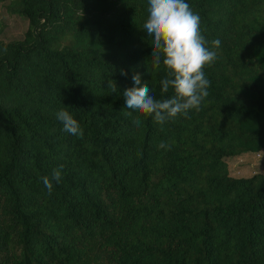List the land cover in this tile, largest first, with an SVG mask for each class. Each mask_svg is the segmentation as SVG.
Wrapping results in <instances>:
<instances>
[{
  "label": "trees",
  "instance_id": "trees-1",
  "mask_svg": "<svg viewBox=\"0 0 264 264\" xmlns=\"http://www.w3.org/2000/svg\"><path fill=\"white\" fill-rule=\"evenodd\" d=\"M0 1L28 21L0 40V264H264V161L229 165L264 151V0H186L221 45L200 109L163 125L122 111L136 73L173 95L148 0Z\"/></svg>",
  "mask_w": 264,
  "mask_h": 264
},
{
  "label": "clouds",
  "instance_id": "clouds-1",
  "mask_svg": "<svg viewBox=\"0 0 264 264\" xmlns=\"http://www.w3.org/2000/svg\"><path fill=\"white\" fill-rule=\"evenodd\" d=\"M147 11L142 30L151 38L154 65L159 67L162 60L167 71V76L161 80V91L168 93L171 89L173 95L170 98H155L147 84L142 83L141 74L136 73L132 76L135 86L123 91L125 107L122 111L125 116H132L135 112L152 117L156 123L163 125L178 116L187 118L191 110L200 109L210 87L204 68L217 59V53L212 49L219 48L221 41L213 40L212 47L208 46L209 42L200 32V17L186 0H148ZM121 74L127 75V72L122 70ZM108 87L114 89L111 80ZM56 118L65 132L83 136V129L67 108L59 110ZM134 122L139 123V120ZM167 147L164 141L158 145L160 149ZM62 168V165L58 166L50 176L41 177L49 192L54 181L60 182Z\"/></svg>",
  "mask_w": 264,
  "mask_h": 264
},
{
  "label": "rangeland",
  "instance_id": "rangeland-1",
  "mask_svg": "<svg viewBox=\"0 0 264 264\" xmlns=\"http://www.w3.org/2000/svg\"><path fill=\"white\" fill-rule=\"evenodd\" d=\"M7 1H0V40L8 42L23 37L28 21L23 16L11 13L7 9ZM264 151L256 156L242 158L230 162V174L233 176H249L262 168Z\"/></svg>",
  "mask_w": 264,
  "mask_h": 264
}]
</instances>
